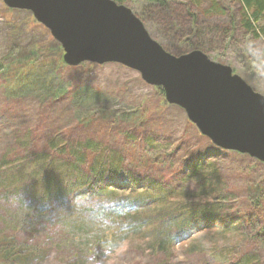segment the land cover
<instances>
[{
	"label": "rangeland",
	"instance_id": "obj_1",
	"mask_svg": "<svg viewBox=\"0 0 264 264\" xmlns=\"http://www.w3.org/2000/svg\"><path fill=\"white\" fill-rule=\"evenodd\" d=\"M211 3L123 4L175 53L194 43L186 40L196 29L202 38L214 31L208 56L264 94V22L262 37L250 35L239 2ZM4 6L0 0V264H264V162L215 146L137 70L65 65L60 43L30 11ZM39 155L65 168L70 179L61 187L73 191L51 200L45 220H17L32 193L14 187L40 175ZM97 166L109 172L102 197L87 186ZM94 202L107 214L79 213ZM187 202L215 211L184 221L176 207ZM102 236L110 243L96 240Z\"/></svg>",
	"mask_w": 264,
	"mask_h": 264
},
{
	"label": "water",
	"instance_id": "obj_2",
	"mask_svg": "<svg viewBox=\"0 0 264 264\" xmlns=\"http://www.w3.org/2000/svg\"><path fill=\"white\" fill-rule=\"evenodd\" d=\"M30 11L63 49V61L117 62L163 89L166 101L185 109L202 135L225 150L264 162V94L233 68L196 49L166 51L125 4L115 0H2Z\"/></svg>",
	"mask_w": 264,
	"mask_h": 264
},
{
	"label": "trees",
	"instance_id": "obj_3",
	"mask_svg": "<svg viewBox=\"0 0 264 264\" xmlns=\"http://www.w3.org/2000/svg\"><path fill=\"white\" fill-rule=\"evenodd\" d=\"M115 1H117L120 4L124 3V0H115ZM150 1L158 2L161 0H150ZM183 1H186L189 3L192 2V4H195V3L198 4L201 2V0H183ZM210 1L212 2L211 5H214L217 2V0H210ZM236 1L241 4L240 5L241 7L240 23L243 26V28L246 30V32L250 33V35H253L256 37H262L263 28L261 27V24L264 22V0H236ZM3 6H4V3H3ZM133 12L142 21L144 20L138 12H136L135 10H133ZM143 23L145 24V27L148 30V27L146 26V22L143 21ZM214 35H215V32L212 31L211 33H209V35L207 34L205 38H202L204 35L202 36L200 32L198 31V29H196L194 37L186 40L188 41L187 43H189L190 40H194V43L186 46L184 51L180 53H175L171 49L165 47L164 45L163 47L168 52H170L171 54H175V55H180V54H183V53H186L192 50H196V49L202 50L208 55V51L211 50L209 47L210 46L209 43H207L208 36H210L212 39ZM216 39H218V37ZM47 160H48L47 155H41V156L39 155V157L36 159L37 168L35 169L34 174L37 175L41 172L40 175L37 178H35L34 182H31L29 184L24 182L22 185H18L14 187V189H19V190L23 188V190H28L32 193V197L30 198V202H31L30 208L29 209L25 208L22 211L23 213L17 217V220L20 219L22 215H25V217L28 215L30 217V220L33 222H38L39 220H45V218L50 214V211L55 209L50 206L52 202L51 200L56 198L57 195L63 198L64 196H67L68 193L73 191V189L70 186L61 187V181H62V184H65L66 179H70L69 174L65 171V168L62 167L61 169H58L57 167L53 166L51 162H48ZM24 164L25 163H23V165ZM98 166L93 167V172L91 174L92 176H91V179L87 182V186H90L91 188H95L97 190V192L95 193L100 194L98 197H102L103 195L107 193V191H106V187L100 184V181L104 180V177L108 175L109 172H107L108 170L107 167H103V166L98 167ZM72 167L74 170L80 168L79 166H72ZM57 173L60 175L58 176L59 182L55 188L52 185L56 184V180L54 179V177ZM84 192L83 194H85ZM94 194L88 195V197L90 198ZM49 208L51 209L49 210ZM199 208L200 206L194 207L193 204L188 203V202L183 203L181 206L176 207V210H178L179 212V215H177L176 217H179V218L182 217L184 221H190L188 219V216H191L192 218H194L193 214H200L203 211H209V212L215 211V210H212L206 207H201V209L197 211ZM95 210H99L100 212L103 213V215L107 214L106 206L104 204L95 203V202L93 203L92 207L86 206L83 209H81L79 213L80 214L89 213ZM81 224L82 223L80 222L77 226L74 225V227L70 225L69 228L70 230L71 229L81 230L82 229ZM181 225H182V228L186 226L187 230L190 229V223L186 224L185 222H181ZM168 238L170 239V236H168ZM96 240H100L104 242L106 239H104V236H102V238H98ZM105 242L108 244L110 243V241L108 240Z\"/></svg>",
	"mask_w": 264,
	"mask_h": 264
}]
</instances>
